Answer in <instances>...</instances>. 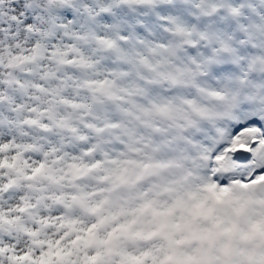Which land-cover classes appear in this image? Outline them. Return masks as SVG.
Instances as JSON below:
<instances>
[{"label": "snow or ice", "instance_id": "6c2138e0", "mask_svg": "<svg viewBox=\"0 0 264 264\" xmlns=\"http://www.w3.org/2000/svg\"><path fill=\"white\" fill-rule=\"evenodd\" d=\"M0 264H264V0H0Z\"/></svg>", "mask_w": 264, "mask_h": 264}]
</instances>
